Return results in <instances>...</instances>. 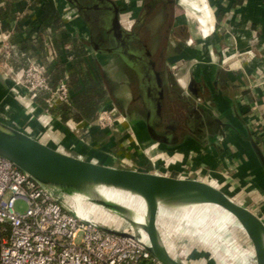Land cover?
<instances>
[{
  "label": "crops",
  "instance_id": "crops-1",
  "mask_svg": "<svg viewBox=\"0 0 264 264\" xmlns=\"http://www.w3.org/2000/svg\"><path fill=\"white\" fill-rule=\"evenodd\" d=\"M65 3L0 0L2 28L12 31V42L21 53L34 56L49 70L56 64L49 57L56 50L61 54L59 62L69 66L75 59L69 61L66 56L82 44L77 73L101 80L104 90L108 85L110 92L106 91L108 98L103 104L118 107L129 121L103 129L94 125L95 118L62 119L56 106L48 111L58 120L50 131L45 130L0 86V122L49 147L102 165L117 167L124 159L140 171L216 180L225 184L228 193L264 215V0H208L210 7L206 0H180L192 9L187 15L197 21L201 36L187 31L189 35L181 39L175 31L169 37L165 50L168 60L161 72L165 77L173 74V79L163 82L161 116L166 123L179 119L180 128L172 139L158 144L154 164L143 152L157 143L146 131L142 98L137 95L138 101L133 100L134 93L140 94L134 72L119 78L109 59L98 56L85 43L88 33L81 20L62 17ZM17 13L21 14L19 19ZM175 26L181 28L173 22ZM33 31L40 33L39 42L30 38ZM188 39L193 42L188 43ZM112 78L118 85L111 92ZM119 94L127 102L121 101ZM36 101L44 107L43 100ZM68 121L82 122L89 128L75 133ZM109 221L99 222L112 225Z\"/></svg>",
  "mask_w": 264,
  "mask_h": 264
},
{
  "label": "water",
  "instance_id": "water-1",
  "mask_svg": "<svg viewBox=\"0 0 264 264\" xmlns=\"http://www.w3.org/2000/svg\"><path fill=\"white\" fill-rule=\"evenodd\" d=\"M104 2L112 3L110 0ZM118 26V18H115ZM88 44V40H85ZM89 45V44H88ZM143 61L129 62L130 68L140 80L145 109V127L149 137L157 145L162 143L161 136L155 131L154 120L162 115L163 81L155 67L150 53L146 52ZM0 86L18 103L22 111L37 121L45 130H51L56 119L37 101L14 85L0 72ZM118 113L127 121L129 117L118 107ZM255 150L263 159L260 149L253 143ZM0 156L26 171L35 180L57 193L79 217L92 221L91 216L82 217L77 211L78 202L83 211L90 206L99 208L100 213L114 214L121 218L119 224L107 225L94 221L111 233L132 238L141 244L160 264H185L176 254L167 251L157 225V215L161 207L174 211L173 201H190L193 204H214L234 216L243 234L248 238L252 252L239 247L235 240L232 244L240 249L239 257L243 264H264V215L259 209L244 203L236 194H230L224 185L216 180L191 175H173L157 171H140L123 165L108 166L61 152L49 147L33 137L0 122ZM88 184H99L106 190L139 198L142 206L139 212L142 222L134 219V211L125 204L107 199L79 197L77 201L72 192ZM160 201L167 205H160ZM169 204V205H168ZM172 204V203H171ZM94 207V208H96ZM178 220L177 224H182ZM176 224V221H175ZM126 228V231L122 230ZM229 234V233H228ZM230 235V234H229ZM200 240L199 238H196Z\"/></svg>",
  "mask_w": 264,
  "mask_h": 264
},
{
  "label": "built area",
  "instance_id": "built-area-1",
  "mask_svg": "<svg viewBox=\"0 0 264 264\" xmlns=\"http://www.w3.org/2000/svg\"><path fill=\"white\" fill-rule=\"evenodd\" d=\"M34 1V0H30ZM62 17L75 15L65 4ZM21 17L16 14V19ZM12 31L3 30L0 19V72L31 98L42 97L44 108L70 105L72 92L67 75L50 85L48 65L34 56L21 53L12 42ZM33 31L30 38L38 40ZM192 43V39H188ZM54 60V55H50ZM73 59L72 55L66 56ZM125 119L115 107L102 106L94 119L99 128L117 127ZM84 124V123H83ZM68 121L80 133L89 126ZM137 143V142H136ZM157 144L143 148L154 164ZM120 163L130 167L124 159ZM180 175H189L181 173ZM25 208L21 210V206ZM126 231V228H122ZM0 264H160L139 243L127 236L111 233L101 224L79 217L54 191L26 171L0 156Z\"/></svg>",
  "mask_w": 264,
  "mask_h": 264
},
{
  "label": "flooded vegetation",
  "instance_id": "flooded-vegetation-1",
  "mask_svg": "<svg viewBox=\"0 0 264 264\" xmlns=\"http://www.w3.org/2000/svg\"><path fill=\"white\" fill-rule=\"evenodd\" d=\"M110 1L112 3L104 0H65L75 15L74 19H80L87 29L90 49L98 56L109 59L119 78H126L127 70L133 71L129 62L135 59L143 61L148 51L156 69L161 73L162 81L165 78L173 79V74L165 77L161 72L162 64L168 60L165 55L168 40L171 33H174L172 24H169L173 0ZM116 17L118 26L115 23ZM177 34L181 39L189 35L184 27L177 29ZM134 75L140 91V80L135 72ZM137 95L140 96L139 93L133 95L134 102L138 101ZM178 120L166 123L161 116L159 120L153 121L161 141L173 138L174 132L180 128Z\"/></svg>",
  "mask_w": 264,
  "mask_h": 264
},
{
  "label": "bare ground",
  "instance_id": "bare-ground-1",
  "mask_svg": "<svg viewBox=\"0 0 264 264\" xmlns=\"http://www.w3.org/2000/svg\"><path fill=\"white\" fill-rule=\"evenodd\" d=\"M72 196L77 201H79L78 200L79 197H85L89 199L102 198V199L113 200L125 204L127 207H129L134 211V219L136 221L142 222L143 220V216L139 212V207H141L143 204L139 198L131 197L117 191L106 190L102 186H99V184L85 185L79 188L78 190L73 191ZM171 203L170 205L174 206L172 207L174 211L171 212L168 211L166 208L161 207L158 211L157 220H156L157 225L160 228L162 241L171 256H176V254L179 256V253L175 251L174 248L172 250L170 248V245L174 247V245L171 242V238H172L171 234L172 233L174 234L177 229L180 232L176 233L175 235H179V236L182 235L188 239H194L193 241L194 243L201 244V242L198 239H196L197 236L193 233L192 229L194 228H192L191 225V222H193V220H196L197 222L199 220L200 221L199 225L208 232L207 236L211 240V241L208 240L209 242L208 241L206 242V240L208 239L207 236L201 234L200 240L202 241V243L205 245L206 248L202 245L200 249L205 253L208 252L209 254L213 253L215 250V252H219V254L224 258L231 257L232 260H227V263L224 264H228V263L238 264V262L236 261V257L239 256L240 249L238 248L239 249L238 251L232 252L231 250L229 251L226 248H224L222 245V242L224 243L232 242L231 239L232 236L230 237V235L228 234L230 227H234L235 225L237 227H240L233 215H231L229 212H227L220 206L214 204H193V202L190 201H173ZM160 205H167V202L160 201ZM94 207L96 206L94 205L93 207L90 206L88 209L99 211L98 210L99 208L97 207L94 208ZM88 209L83 211V207L81 206V203L78 202L77 211L79 215H81L84 218L87 217V215L89 216V214L87 213ZM189 217L192 220L191 222L188 219ZM178 220H182L183 223L177 224ZM166 228H168L169 231H167ZM211 242L213 243L214 250L211 249L210 247ZM176 248L177 246H175V249ZM249 251L252 252L251 246ZM240 262L241 264H243L241 260Z\"/></svg>",
  "mask_w": 264,
  "mask_h": 264
},
{
  "label": "rangeland",
  "instance_id": "rangeland-1",
  "mask_svg": "<svg viewBox=\"0 0 264 264\" xmlns=\"http://www.w3.org/2000/svg\"><path fill=\"white\" fill-rule=\"evenodd\" d=\"M206 1L208 3V0H206ZM208 5H209V3H208ZM209 7H210V5H209ZM170 10H171V24L173 22H176L177 25H180V27H184L186 29V31L190 32L191 34L195 33L196 35H198V37L201 36L200 32H199L197 21L193 17H189L187 15V13L192 10L189 6L181 4L180 0H173V3L170 6ZM210 10H211V8H210ZM211 13H212V11H211ZM175 27H177V26H175ZM175 27L173 28L174 32L177 31V29H180L179 27H177L175 29ZM173 30H172V32H173ZM171 34H173V33H171ZM128 71L129 70H127V72H126L127 75H128ZM129 72H131L133 74L132 71H129ZM110 77H112V75ZM112 79L113 80H111V81L109 80V86H111L110 87L111 92L114 89H117L116 86L118 85V84H116L118 80H116L114 78H112ZM108 88L109 87L107 85L105 93H106V91H109ZM122 95L123 94H119V97H121L120 98L121 101L127 102L125 100L126 97L122 96ZM106 97L107 96H105V99H106ZM105 105H106L105 103L104 104L101 103L99 105V107L96 110V115H97V112L101 109V107L105 106ZM158 152L160 153V155L162 154V151H160V149ZM20 206H21V208H20L21 210H23L25 208L24 205H20ZM87 213L91 216L93 221L111 220V222L110 221L109 222L113 223L115 225L119 224L120 221H123L113 214L108 215V214L100 213V211H94L92 209H88ZM188 219L190 222L192 221L190 219V217ZM199 224H200L199 220H198V222L196 220H193V222H191L192 228H194V229H192L193 233L197 236V238L200 239L201 234L207 236L208 232L204 228H202ZM166 229H167V231H169L168 228H166ZM179 232L180 231H178V229H177L174 234L172 233L173 235L171 234V237H172L171 242L174 245V247H172V245H170V248H171V250L174 248V250L179 253L180 259L183 260L185 262V264H218V263L224 264V263H227V260H232L231 257L224 258L219 254V252H215L212 242L210 244V247H211V249L214 250V252L210 253V254L208 252L205 253L200 249L202 245L205 247V245L202 243L201 240H199L201 242V244H196L193 242L194 239H188L182 235H180V236L175 235L176 233H179ZM228 233L230 234V237L232 236L231 239L235 240L241 249H244V250L250 249L251 244H250L248 238L243 234V232L240 229H238L237 227H230ZM207 238H208V236H207ZM208 240H210V238H208L206 240V242ZM220 240H221V238H220ZM188 241H189V243H188ZM222 245L224 248H226L229 251L231 250L232 252H236L239 250L237 248V246L232 244V242H225V243L222 242ZM175 246H177L176 249H175ZM238 257H236V261L238 262V264H241V262L239 260L240 257L239 258ZM228 264H230V263H228Z\"/></svg>",
  "mask_w": 264,
  "mask_h": 264
},
{
  "label": "trees",
  "instance_id": "trees-1",
  "mask_svg": "<svg viewBox=\"0 0 264 264\" xmlns=\"http://www.w3.org/2000/svg\"><path fill=\"white\" fill-rule=\"evenodd\" d=\"M2 13V12H1ZM171 24V15L170 21ZM41 30V29H40ZM40 40L38 39V42ZM84 46L77 44L72 51V57L75 59L74 62L66 66L62 62H59V51L54 52V62L56 64L49 70L48 79L50 85H55L61 78L67 75V81L70 90L74 91L72 94L70 105L60 103L57 108L61 110L60 117L65 119L70 117L74 120H81L82 118L87 120H93L96 117V110L101 103L105 100V90L103 88L101 80H94L88 73H77V68L82 62L81 56L83 54ZM79 69V68H78ZM81 74V75H80ZM79 77V78H78ZM43 100L41 96L37 97L36 100Z\"/></svg>",
  "mask_w": 264,
  "mask_h": 264
}]
</instances>
